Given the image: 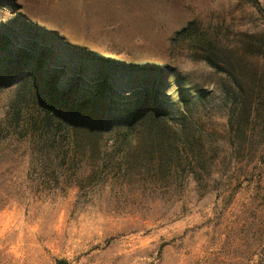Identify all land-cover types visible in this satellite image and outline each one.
I'll use <instances>...</instances> for the list:
<instances>
[{
	"label": "rangeland",
	"instance_id": "374dc122",
	"mask_svg": "<svg viewBox=\"0 0 264 264\" xmlns=\"http://www.w3.org/2000/svg\"><path fill=\"white\" fill-rule=\"evenodd\" d=\"M253 91L264 0H0V264H264Z\"/></svg>",
	"mask_w": 264,
	"mask_h": 264
},
{
	"label": "trees",
	"instance_id": "16d2710c",
	"mask_svg": "<svg viewBox=\"0 0 264 264\" xmlns=\"http://www.w3.org/2000/svg\"><path fill=\"white\" fill-rule=\"evenodd\" d=\"M144 67H149V64L143 66V68ZM68 83L76 84V83H79V80L69 81ZM103 89L105 90L106 86L102 83L100 84V86H97L96 88V90L99 91L100 95L106 94ZM259 92L261 93V91ZM259 92L258 94H260ZM254 94H255V91H253L252 93L253 98L249 102L248 101L245 102L243 100L246 106L242 105V101H239V100L237 101L236 104H238V107H241V110H242V112H240L239 114V120L241 119L243 113L245 112V117L249 119V124L251 125V128L248 126L250 129L246 130L245 136L247 140H251L253 143H255L254 144L255 148L253 151L255 152V154H258V157H260L259 162L264 163V132H259L254 127L256 126L257 121L261 117V114L259 112V107L257 104V97L259 95L257 93L256 95ZM53 111L54 110L52 109H48L44 114L40 116V118H35L31 116L29 117L24 116L23 109H20L17 106H14L12 107V111L9 112L6 115L3 122H1L0 128H2L5 131H8V134L6 136L14 135V133L18 134L22 132L25 138L29 136H34V141L36 140L35 142H37L38 144H46L48 146V143H52L53 146L51 150H61L62 151L63 145L60 146L58 149L53 142H55L56 140V141H59L60 144L63 143V139H56L54 137V134L56 133V131L60 130L62 126H64V123L56 117V112L55 111L53 112ZM232 113L234 115L236 114L235 109L232 111ZM238 123L242 124L240 121H238ZM65 129L68 130V128L66 127ZM51 138H53V140H51ZM245 148H247V146ZM263 166L260 167L261 171H263V168H264ZM260 227H261L260 231L263 232L262 233L263 237L261 240L262 244L261 245L258 244V246H261L262 248L260 255L264 259V219L262 220V224ZM242 247H243L242 250L244 253V263L247 264L250 260V257L253 255V248H255L256 245L255 243L252 242L251 238L248 239L247 237L245 241L242 243Z\"/></svg>",
	"mask_w": 264,
	"mask_h": 264
}]
</instances>
